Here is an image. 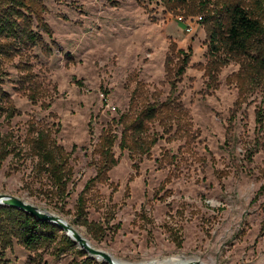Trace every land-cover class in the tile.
<instances>
[{"label":"rangeland","instance_id":"374dc122","mask_svg":"<svg viewBox=\"0 0 264 264\" xmlns=\"http://www.w3.org/2000/svg\"><path fill=\"white\" fill-rule=\"evenodd\" d=\"M42 1L46 11L41 33L53 51L35 60L36 70L57 90L47 97H52L51 105L44 109L13 84L6 85L21 114L9 122L0 116V132L13 145V153L0 167V193L18 196L71 222L72 213H59L55 199L43 194L51 182L36 174V158L24 142L28 126L47 125L67 151L77 146L71 159L75 186L67 204V210L72 209L86 180L95 174L93 151L102 128L127 109L137 82L162 99L168 95L165 63L168 56L177 60L171 50L175 44L190 55L178 91L199 137L189 145L184 139L162 138L150 157L139 160L137 173L129 151L116 144L120 160L110 170L109 182L96 186L88 205L89 218L108 227L107 237L98 243L85 227L73 226L95 247L130 264L172 256L204 264H264V239L259 236L264 196L250 205L263 182L264 152L246 158L255 139L264 140V128L258 131L256 123L257 109L264 114V85L248 93L230 123L237 88L226 78L238 71L239 64L229 60L217 74L219 87L209 90L198 66L208 61L206 30L213 27L212 18L222 16L225 6L238 4L264 22L261 0ZM178 16L193 20L190 32ZM200 16L203 20L198 22ZM9 70L16 80V70ZM154 131H162L158 123L151 128ZM165 151L178 155V164H159ZM170 171L176 176L162 185ZM51 250H38L46 264L72 263L73 255L56 257ZM35 255L14 241L4 259L7 264H27Z\"/></svg>","mask_w":264,"mask_h":264},{"label":"trees","instance_id":"16d2710c","mask_svg":"<svg viewBox=\"0 0 264 264\" xmlns=\"http://www.w3.org/2000/svg\"><path fill=\"white\" fill-rule=\"evenodd\" d=\"M261 6L264 11V0H261ZM45 11L42 0H0V116L7 122L21 114L5 88L7 84H13L15 90L27 96L32 104L40 102L44 109L51 105L52 97L48 100L47 97L57 90L56 84L45 82L36 70L35 60L41 56L49 57L53 51L41 33L45 26L42 23ZM211 21L213 27L206 30L208 61L198 66L204 70L207 77L206 89L209 90L219 87L217 74L229 60H236L239 64L238 71L226 78L227 84H233L237 88L231 123L235 118V110L248 100V93L264 85V22L238 4L225 6L222 16H215ZM175 47V44L171 45L177 60L168 56L165 63L166 80L170 85L168 95L162 99L161 95L145 89L141 80L137 82L127 109L102 128L93 151L95 174L86 180L72 209L67 210V204L75 186L71 159L77 146L74 145L71 151H67L47 125L45 127L32 122L28 126L24 142L36 158V174L47 176L51 182L50 188L43 194H46L48 200L55 199L53 206L59 213H72L70 223L85 227L87 234L95 242L100 243L107 237L108 227L101 221L89 218L88 205L97 192L96 186L109 182V172L120 160V156L115 154V145L118 144L121 151H129L134 160L132 168L137 173L139 160L150 157L152 148L162 138L168 142L184 139L185 145H189L199 137V131L193 129L190 111L184 106L178 91V83L190 65V55ZM10 67L16 70V80L11 79ZM263 116V110L257 109L258 131L264 128ZM156 123L162 131L151 133V128ZM11 146V138L8 139L0 132V167L13 153ZM259 150L264 152V140L255 139L254 144L247 149L246 158L252 160ZM177 158L178 155L165 151L157 161L161 165H173L178 164ZM175 176L170 171L162 185ZM263 196L264 172L263 182L250 205H255ZM262 202L264 204V198ZM259 236L264 239V206ZM175 239L180 245L181 241ZM14 241L23 249L36 253L29 257L27 264H46L41 253H38L44 247H51L50 253L56 257L73 255L71 264H109L89 256L59 226L41 221L19 208L0 205V264H7L4 252L12 248ZM37 257L39 258L36 259Z\"/></svg>","mask_w":264,"mask_h":264},{"label":"water","instance_id":"95a60500","mask_svg":"<svg viewBox=\"0 0 264 264\" xmlns=\"http://www.w3.org/2000/svg\"><path fill=\"white\" fill-rule=\"evenodd\" d=\"M0 205H7L19 208L41 221L50 222L59 226L66 233V235L69 236L78 245L80 249L87 252L88 255L91 257H94L98 260H103L109 264H130L125 262L118 263L115 260L116 258H114L109 252L90 244V241L86 237H84L76 229V227H74L70 222H67V220L59 214L50 212L48 210H43L35 204L26 202L24 199L18 196L5 193H0ZM185 264L204 263L196 259H189L188 261H186Z\"/></svg>","mask_w":264,"mask_h":264},{"label":"bare ground","instance_id":"6f19581e","mask_svg":"<svg viewBox=\"0 0 264 264\" xmlns=\"http://www.w3.org/2000/svg\"><path fill=\"white\" fill-rule=\"evenodd\" d=\"M26 202H28L27 200H25ZM68 222V221H67ZM77 229V228H76ZM78 230V229H77ZM79 231V230H78ZM80 232V231H79ZM84 237L85 235L80 232ZM88 239V238H87ZM90 244H92L90 242ZM93 245V244H92ZM118 263H121L122 261H119L117 259H115ZM189 259L187 258H180V257H177V256H172V257H169L167 259H162V260H151V261H148V262H143V263H140V264H185L186 261H188Z\"/></svg>","mask_w":264,"mask_h":264},{"label":"built area","instance_id":"2783aa9c","mask_svg":"<svg viewBox=\"0 0 264 264\" xmlns=\"http://www.w3.org/2000/svg\"><path fill=\"white\" fill-rule=\"evenodd\" d=\"M177 20H178V22H180V23H184L185 25H186V29H185V31H187V32H190L192 29H193V26H192V24H193V20H188L187 18H185L184 16H178L177 17ZM198 22H200V21H202L203 20V17H197V19H196Z\"/></svg>","mask_w":264,"mask_h":264}]
</instances>
